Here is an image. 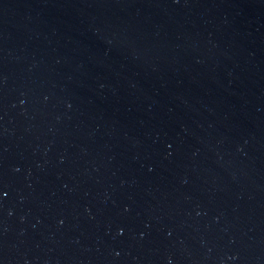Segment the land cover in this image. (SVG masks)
Wrapping results in <instances>:
<instances>
[{
	"label": "water",
	"instance_id": "water-1",
	"mask_svg": "<svg viewBox=\"0 0 264 264\" xmlns=\"http://www.w3.org/2000/svg\"><path fill=\"white\" fill-rule=\"evenodd\" d=\"M0 264H264V0H0Z\"/></svg>",
	"mask_w": 264,
	"mask_h": 264
}]
</instances>
